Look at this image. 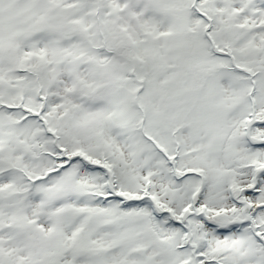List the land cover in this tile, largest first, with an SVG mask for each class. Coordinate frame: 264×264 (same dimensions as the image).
<instances>
[{
    "label": "snow or ice",
    "instance_id": "snow-or-ice-1",
    "mask_svg": "<svg viewBox=\"0 0 264 264\" xmlns=\"http://www.w3.org/2000/svg\"><path fill=\"white\" fill-rule=\"evenodd\" d=\"M0 264H264V0H0Z\"/></svg>",
    "mask_w": 264,
    "mask_h": 264
}]
</instances>
